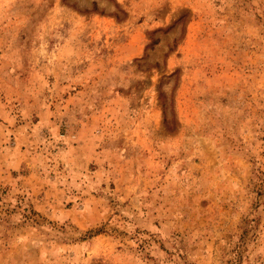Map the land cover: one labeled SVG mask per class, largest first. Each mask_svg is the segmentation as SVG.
Returning <instances> with one entry per match:
<instances>
[{
	"label": "rangeland",
	"instance_id": "374dc122",
	"mask_svg": "<svg viewBox=\"0 0 264 264\" xmlns=\"http://www.w3.org/2000/svg\"><path fill=\"white\" fill-rule=\"evenodd\" d=\"M0 264H264V0H0Z\"/></svg>",
	"mask_w": 264,
	"mask_h": 264
}]
</instances>
